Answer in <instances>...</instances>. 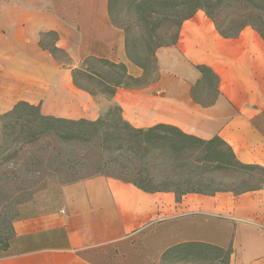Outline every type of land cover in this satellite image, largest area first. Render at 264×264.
Instances as JSON below:
<instances>
[{
	"label": "crops",
	"instance_id": "1",
	"mask_svg": "<svg viewBox=\"0 0 264 264\" xmlns=\"http://www.w3.org/2000/svg\"><path fill=\"white\" fill-rule=\"evenodd\" d=\"M49 32L71 64L41 47ZM88 58L123 64L135 79L144 75L127 56L108 0H0V115L25 102L44 116L96 121L103 106L72 81V69ZM153 59L146 84L118 87L106 100L128 125L217 136L240 163L264 169V40L256 30L224 36L199 10ZM197 66L217 79L208 100ZM12 231L19 247L0 254V264H161L184 243L230 250L229 264H264V186L177 197L98 175L63 185L56 208L14 220Z\"/></svg>",
	"mask_w": 264,
	"mask_h": 264
},
{
	"label": "rangeland",
	"instance_id": "2",
	"mask_svg": "<svg viewBox=\"0 0 264 264\" xmlns=\"http://www.w3.org/2000/svg\"><path fill=\"white\" fill-rule=\"evenodd\" d=\"M147 1L112 0V19L116 26L126 32L132 59L145 67L144 79L149 81L156 66L154 59L148 56V47L153 49L155 45L171 43L177 28L172 20L164 21L159 15L143 19L138 9L148 6ZM154 7L158 8L156 5ZM227 12V9H222L221 14L215 17L224 32L227 30L222 23L225 22ZM53 43V35H46L42 39V45L49 50L52 49ZM55 55L71 64L70 58L66 60L62 53L56 52ZM84 68L86 70L80 62L79 72L72 81L76 88L98 99L96 101L103 106L104 111L98 119H106L107 125L98 128L107 133L113 132V122H118V128H122L126 122L123 119L119 121L121 114L106 100L110 97L109 84H115L123 71L94 60L89 61ZM122 82L129 83L125 78ZM203 89L207 95L206 100L210 99L214 91L213 82L204 79ZM17 115L18 113L10 116L0 115V254H9L19 247L12 241L11 227L14 220L56 208L60 202L61 187L74 181L105 175L130 181L135 178L138 181L144 179V185L150 187H170L185 183L183 188L191 181L195 189L203 192L215 189L239 192L264 186L263 168L237 172H206L207 167L204 164L199 170L202 180H190L187 173L184 175V170L174 169L170 165L171 154L164 152V149H156L142 159L134 154L135 152L128 150V145L122 140V144H125L122 150L114 151L118 144L111 141L104 144L108 147L105 150L101 140L107 134L102 130L87 142H66L48 136L28 144V123L34 120V117L25 111V115L18 121ZM183 175L185 179L179 178ZM181 264L201 262L200 258H197L192 263Z\"/></svg>",
	"mask_w": 264,
	"mask_h": 264
},
{
	"label": "trees",
	"instance_id": "3",
	"mask_svg": "<svg viewBox=\"0 0 264 264\" xmlns=\"http://www.w3.org/2000/svg\"><path fill=\"white\" fill-rule=\"evenodd\" d=\"M148 6L138 9L140 15L143 19L147 20L153 15H159L163 17V20H172L176 25L177 31L181 26L182 22L188 18H191L197 11H203L207 17H209L215 24L217 30L224 36H234L243 28L249 26L256 30L259 35L264 40V0H148L146 3ZM158 8H155L154 6ZM222 9H227V15L225 17V24L227 32L221 30V25L216 21V15L221 14ZM108 13L111 22L114 24L112 19V0H108ZM177 31L175 37L171 43H173L177 38ZM46 35L54 36V43L52 49L44 47L41 43V47L48 50L51 55L63 65H69L67 61H63L57 58L55 53H62L66 60L68 56L60 49L55 46L57 36L53 32L46 33ZM167 45V44H166ZM164 45H155L152 49L151 46L148 47V56L153 58L155 49L162 47ZM125 49L127 56L133 61L131 53L129 51L127 36L125 32ZM97 61L101 63H106L112 67L121 69L123 74L118 76L115 84H109L111 89L108 91L109 96H112L115 89L118 87L133 88L146 84L148 80H145L146 75L145 67L133 61L136 65L141 67L144 71L142 78H132L127 75L126 68L123 64H114L106 60H97L93 58L85 59L82 63L84 66L88 64L89 61ZM197 69L202 74L203 79H209L213 82L214 92L217 93V79L212 74V72L204 67L197 66ZM79 70L72 69L73 81L76 79V74ZM126 79L129 83H123L122 79ZM119 113L120 109L114 107ZM28 110V111H27ZM25 111L34 117V120L29 121L30 131L27 133V143L32 144L33 141L41 137L52 136L60 141L73 142V141H89L91 138L97 136L99 130L98 127L107 125L106 119H98L96 121H89L85 119H80L77 121L66 120L62 118H55L52 116H44L40 113L38 106L29 105L25 102H19L15 105L13 110L6 113L5 116H10L18 113L17 120H21L25 115ZM121 114V113H120ZM119 121H122L121 115ZM118 122H113L111 124L113 132L107 133V135L101 140L103 148L107 142H115L118 145L115 147L114 151L122 150L124 147L123 142L128 145V150L135 152L137 156L142 159L149 155L150 152L156 149H164V152L171 154V166L174 169L184 170L188 174L190 180H202V175L199 174L201 166L205 164L206 172L209 171H232L237 172L239 170H254L261 169L255 165H244L240 163L232 149L219 137L215 136L209 140H202L190 135H186L179 131L177 128L157 125L149 129H136L128 125L127 123L122 125V128H118ZM159 132H162L159 133ZM123 138H126L123 139ZM18 140V138H16ZM123 140V142H122ZM161 143V145H160ZM264 172V169H262ZM179 177L185 179L186 177ZM185 177V178H184ZM143 180L138 181L134 179L133 184L149 193L154 192H173L177 197L188 193H196L202 195H214L218 192H228L227 190L215 189L209 192H203L201 190L195 189V185L186 183L185 188L182 186L185 183L177 184V186L170 187H150L145 186ZM255 189H246L239 192H232L233 194H240L243 192L251 191ZM12 230V227H11ZM13 234V233H12ZM13 238V236H12ZM207 254H212L209 256ZM230 250H222L213 246L200 244V243H184L178 246L172 247L167 250L162 256L161 264L167 262L173 264L181 263H192L200 258L201 264H229Z\"/></svg>",
	"mask_w": 264,
	"mask_h": 264
}]
</instances>
